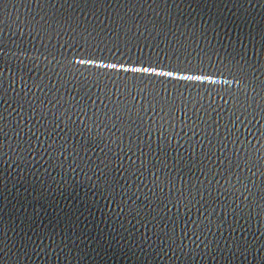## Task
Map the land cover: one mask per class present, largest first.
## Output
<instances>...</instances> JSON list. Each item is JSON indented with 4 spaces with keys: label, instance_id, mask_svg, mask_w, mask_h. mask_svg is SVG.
Masks as SVG:
<instances>
[{
    "label": "water",
    "instance_id": "water-1",
    "mask_svg": "<svg viewBox=\"0 0 264 264\" xmlns=\"http://www.w3.org/2000/svg\"><path fill=\"white\" fill-rule=\"evenodd\" d=\"M93 29L210 79L165 85V116L114 83L140 50ZM262 83L264 0H0V264H264Z\"/></svg>",
    "mask_w": 264,
    "mask_h": 264
},
{
    "label": "snow or ice",
    "instance_id": "snow-or-ice-1",
    "mask_svg": "<svg viewBox=\"0 0 264 264\" xmlns=\"http://www.w3.org/2000/svg\"><path fill=\"white\" fill-rule=\"evenodd\" d=\"M83 2V0H81ZM99 2V0H97ZM74 3V0H72ZM76 30L74 29V32ZM79 39L84 42V45H90V47L99 49L101 44L112 45V50H120L121 44H123L124 49H129V45L134 47L137 50H140L141 56L137 59L136 63L141 64V67H134V68H125L124 64H120V71L125 73L132 72V73H141L140 76H132L130 78L125 77L124 79H131L132 84L129 85L128 83L121 80L119 82L114 80V83L119 84L120 88L124 90V93L127 96H132L133 93L139 95L143 94L147 98V102L149 105L153 107H159L161 111L164 112L165 116L170 115L174 110L180 111L179 108L176 107L175 101L180 99L183 96V93L180 94L179 97L173 95V93L169 90L168 87L165 85L174 83L178 85L181 81H203L206 79H210V77L203 73V70L200 69V75H177V73L182 71H194L190 68H183L180 65L173 66L171 63L169 64V70L167 71H158L157 69L162 68V62L160 57H164L168 61H172L173 58L180 62L181 58L183 57V63H187L191 65L190 56L184 55L183 52L177 53L173 51L171 48L168 49L167 52H161L158 45L153 44L150 47H155L156 51L151 52L149 51V55L147 57L143 56L142 46L149 47L146 44H143L141 40H138L136 37H129L126 33L124 38L121 39L119 34L117 36L112 37L111 39L104 35L103 32L97 29H93L91 32L83 30L79 34ZM107 41V44L105 43ZM197 60L201 64H203L204 60L203 57L196 55ZM84 60L76 61L78 64H83ZM93 59H88V64H93ZM221 68L216 69L217 72L223 74L224 71H227L229 74L232 75L234 81L239 82V87L241 89L246 90L245 81L248 80L247 71L250 69L247 68L245 65L242 67L239 63L233 62L229 59V62H221ZM98 67L104 68H116L115 64H102ZM160 77H166V80H161ZM249 83H251L249 81ZM159 85V87H157ZM261 89L264 90V83L260 85ZM179 89L177 88L176 91ZM171 93V95H169ZM114 110L119 111L122 114L129 115V103L121 104L118 102L114 106ZM131 111L137 114V119H140V112L142 109L140 107H133Z\"/></svg>",
    "mask_w": 264,
    "mask_h": 264
}]
</instances>
